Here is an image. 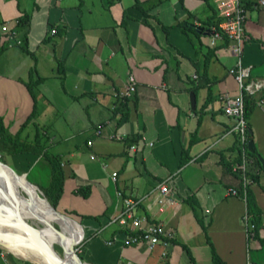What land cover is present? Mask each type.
I'll use <instances>...</instances> for the list:
<instances>
[{"label": "crops", "instance_id": "obj_1", "mask_svg": "<svg viewBox=\"0 0 264 264\" xmlns=\"http://www.w3.org/2000/svg\"><path fill=\"white\" fill-rule=\"evenodd\" d=\"M220 21L214 0H0V44L7 33L16 42L0 55V67L13 73L0 69V116L12 133L32 113L43 117L38 127L46 153L62 170L56 207L80 226L83 264H264V167L258 158H264V104H257L264 98V6L248 10L242 51L247 81L263 84L251 96L256 105L247 117L257 234L246 201L230 193L242 185L241 157L222 96L241 90L229 73L237 60L230 41L216 35ZM50 75L62 87H44L37 106L28 84L41 88ZM129 75L135 91L124 98ZM119 101L126 103L122 113ZM4 156L39 189L49 186L47 157ZM163 182L170 201L160 205L152 191ZM117 191L140 199L136 215L175 232L165 258L161 245L152 251L144 242L126 244L125 230L109 223L123 207ZM1 233L9 244L8 250L0 246V264L26 260Z\"/></svg>", "mask_w": 264, "mask_h": 264}, {"label": "built area", "instance_id": "obj_2", "mask_svg": "<svg viewBox=\"0 0 264 264\" xmlns=\"http://www.w3.org/2000/svg\"><path fill=\"white\" fill-rule=\"evenodd\" d=\"M218 14L221 17L219 23V33L216 34L221 37H227L230 40V49L236 55V64L229 69V73L234 76L240 87V94L238 96H231L224 94L222 96V109L224 113L230 117H233L235 124L233 130L238 135L239 152L241 161L237 165L236 170L239 171L241 176L242 185L238 189H231V195H238L245 200L247 192V186L251 180L247 176L248 162L250 161L249 155V131L248 123L245 117L244 99L242 90L245 89L249 94H255L259 92L263 84L260 80L249 82L247 78L250 75V67L242 64L241 54L243 47L247 40L245 23L248 18V10L245 7L243 0H214ZM259 6H264V0H257ZM6 30V26L2 27ZM56 29L51 30V34L56 33ZM135 91V79L132 75H129V81L124 91L121 93L122 97H130ZM258 104H264V98L261 97L258 100ZM95 133L100 135L101 128H97ZM92 142L89 140L88 144ZM133 147V146H132ZM94 157V155H92ZM106 168V165H104ZM118 173L113 171L111 177L113 181L117 180ZM155 191V199L158 204L168 203L170 201V189L163 182L158 184ZM117 194L122 197L123 207L113 215L109 221L111 224H117L122 230L126 232V238L124 239L126 244H136L139 242L146 243L150 250H154L158 245L163 247L160 252V257L165 258L167 256V249L171 245V241L175 238V232L169 228H166L160 223L149 221L148 217L144 214L136 215L134 210L139 204L140 199H133L131 197H125L120 191ZM248 225V223H247ZM253 227V225H251ZM248 228V227H247ZM77 252L79 248L76 247ZM126 264H132L128 262Z\"/></svg>", "mask_w": 264, "mask_h": 264}, {"label": "bare ground", "instance_id": "obj_3", "mask_svg": "<svg viewBox=\"0 0 264 264\" xmlns=\"http://www.w3.org/2000/svg\"><path fill=\"white\" fill-rule=\"evenodd\" d=\"M21 191L29 192L31 197L27 198L22 195ZM0 202L5 207L7 206L5 210L9 215L11 213H21L29 221H36L45 242L51 246L53 252L60 257L61 261L69 262L71 260L70 243L81 238L78 223L68 216L64 219L57 215L43 197L39 198L35 187L29 185L23 177H16L5 165L0 166ZM55 224H57L59 232L55 230ZM2 227L6 236L19 247L15 249L21 251L28 259L35 261L37 264H49L46 258L29 243L24 233L6 226L0 220V229ZM0 242L6 246L9 244L7 239L0 238ZM55 245L62 247L63 255L57 252Z\"/></svg>", "mask_w": 264, "mask_h": 264}, {"label": "trees", "instance_id": "obj_4", "mask_svg": "<svg viewBox=\"0 0 264 264\" xmlns=\"http://www.w3.org/2000/svg\"><path fill=\"white\" fill-rule=\"evenodd\" d=\"M243 1L245 3V7L247 10H249V8H252V7H255V8L262 7V6L258 5L257 0H243ZM216 30L219 31V22L216 24ZM56 33H57V31H56ZM5 37L7 38V40L4 43L0 44V55L9 46L16 45V42L14 41V38L11 34L7 33V34H5ZM247 42H248V36H247V40H246L245 44ZM243 49H244V47H243ZM210 55H211V53H209V55H207V57L205 58V65L208 64V62L210 60ZM241 59H242V54H241ZM242 64H243V62H242ZM203 74L206 75V69L203 72ZM28 86H29V88L33 89L32 84L29 83ZM242 95H243V99H244L245 117L247 119V117L251 113V111H252L253 107L256 105V103L253 99H251L252 95L249 94L245 89L242 90ZM125 98H127V97H125ZM116 100H118V99H116ZM257 104H258V102H257ZM117 106H118V108H117L118 111L122 113L121 109H123L126 106V103L119 101ZM33 117H34V114L32 113L30 116H28L25 119L24 123H22V125L18 129V131L15 133H12L10 131L9 127L4 124L3 117L0 116V160L2 162H4L2 156L7 155V154L8 155H19V154H23V153H29V154L36 155V156L44 155L45 157H47L50 160L52 177H51V181H50L49 186L46 188H41V190L43 191L44 196L46 197L48 202L53 207H56L58 199L62 193L61 164H60L58 159H55L54 157L47 155V153H46L47 149L45 146V142H43V140H42L43 134L41 133L40 128L38 127V124L33 123L34 140L32 142L28 141V139H27L29 137L28 134L23 136L24 129L29 124V122L32 121ZM249 138H250V135H249ZM249 153L254 155V153H251L250 151H249ZM248 175L250 176V173L247 171V176ZM250 178L253 179V176L251 175ZM246 192H247V195H246L245 201L247 204V212L249 215L248 222L253 225V231L255 234H257L258 229L260 227L259 226L260 225V221H259L260 220L259 219L260 214H258V217H257L258 208L256 206V201H255L254 197L250 194V189L248 186H247ZM193 210L196 213V210L195 209H193Z\"/></svg>", "mask_w": 264, "mask_h": 264}, {"label": "water", "instance_id": "obj_5", "mask_svg": "<svg viewBox=\"0 0 264 264\" xmlns=\"http://www.w3.org/2000/svg\"><path fill=\"white\" fill-rule=\"evenodd\" d=\"M191 97V103H194V94L191 93L190 94ZM248 148L251 152H255V147H254V143L252 140H249L248 142ZM258 158L261 162V164L264 167V158L261 157L260 155H258ZM6 165L5 163H3L0 160V166ZM10 170H12V172L14 173V175L16 177H23L24 180H26V182L35 187L37 189V192H39L41 195L44 196V194L42 193V191L38 188V186L34 185L33 183H31L29 180L26 179V174H18L16 173L10 166L6 165ZM44 200L48 203V205L51 207V209L57 214L59 215L61 218H68L66 215H63L62 213H60L59 211L56 210L55 207H53L48 200L46 199V197H43ZM10 205V204H9ZM7 207V206H6ZM5 207V205L0 202V220H2V222L12 228L15 229L21 233H24L25 238L29 241V243L38 251L40 252L48 261L49 264H83L82 261L79 258V255L77 254L76 248L75 246L78 244L80 239L71 241L70 246H69V250L71 253V260L69 262L66 261H61L60 257L55 254L51 248V246H49L46 242L45 239L43 238L42 235V231L39 228V226L37 224H35L32 221H29L28 219H26L25 217L22 216V214L17 213H11L9 215V213H6L7 209ZM16 209V207H15ZM18 210V209H17ZM55 230L57 232L58 228H55ZM0 244H4L2 242H0ZM5 246V245H4Z\"/></svg>", "mask_w": 264, "mask_h": 264}, {"label": "rangeland", "instance_id": "obj_6", "mask_svg": "<svg viewBox=\"0 0 264 264\" xmlns=\"http://www.w3.org/2000/svg\"><path fill=\"white\" fill-rule=\"evenodd\" d=\"M25 55V54H24ZM23 59V58H22ZM26 63H28V59L25 57L24 59H23ZM22 63H24L23 61H22ZM0 69H1V71L2 70H4L3 72H5V71H7L8 72V74L9 75H11V74H13L12 72H10V69H6V67L5 66H2V67H0ZM55 71H56V69H55ZM50 74H52V72L50 73ZM23 76H24V79L25 80H27L28 79V77H27V73L24 71L23 72ZM36 76V75H35ZM30 79V78H29ZM39 85H40V83L38 84V85H35V83H33L32 84V87H33V89L36 91V95H37V106H39L42 102H43V96H42V94H43V88L44 87H52V86H54V87H62V82H61V79L59 78V77H57V76H55V77H53L52 75H50V77H49V81L48 82H46V84H42L41 85V88H39ZM51 101H52V99H51ZM39 109H41L40 107H39ZM38 113H39V111H38ZM42 119H43V117L41 116V115H38L37 114V116L36 117H33L32 118V121L26 126V128L24 129V131H23V136H25V135H33V123H36V124H39V125H43V123H42ZM16 120V119H15ZM21 120H23L22 118H20V120L18 119V121L20 122ZM24 121V120H23ZM22 121V122H23ZM13 157H15V155L13 156ZM3 158V160H4V162L3 163H5L6 165H8V166H10L9 164H11V162H9L10 160H9V158H7L6 156H3L2 157ZM9 161H8V160ZM13 164V163H12ZM5 165V166H6ZM10 170V169H9ZM40 173V172H39ZM37 172H35L33 175H31L30 176V179L31 180H33L32 178H34V177H36L37 176ZM40 175H41V173H40ZM35 180H36V178H35ZM33 190V189H32ZM41 190V189H40ZM21 193H22V195H25L27 198H30L31 197V195H30V193L29 192H22L21 191ZM42 193H43V191H42ZM44 194V193H43ZM38 196H39V198H42V197H44L43 195H41L39 192H38ZM56 208V210L57 211H59L60 213H62L63 215H66V216H68V217H70V218H72V219H75V216L72 214V213H69V212H64V211H60L57 207H55ZM77 220V219H76ZM35 222V224H37V225H39L36 221H34ZM51 223L53 224V222L51 221ZM55 226H56V228L58 227L57 226V224H55ZM1 231H2V233H3V227H2V229L0 230V233H1ZM2 233H1V235H2ZM78 245V244H77ZM77 245L75 246V247H77ZM0 246L4 249V250H8L7 249V247L6 246H4V245H2V244H0ZM55 247V249L57 250V252L59 253V254H61V255H63V250H62V247L61 246H59V245H55L54 246ZM78 255H79V253H77ZM79 258H80V260L83 262L84 261V255L83 254H81V255H79ZM19 264H37L35 261H33V260H31V259H26V260H24V259H22V258H18V261H17Z\"/></svg>", "mask_w": 264, "mask_h": 264}, {"label": "clouds", "instance_id": "obj_7", "mask_svg": "<svg viewBox=\"0 0 264 264\" xmlns=\"http://www.w3.org/2000/svg\"><path fill=\"white\" fill-rule=\"evenodd\" d=\"M76 248V247H75ZM77 251V250H76ZM78 253V252H77Z\"/></svg>", "mask_w": 264, "mask_h": 264}]
</instances>
